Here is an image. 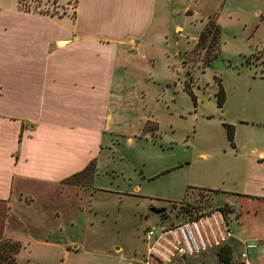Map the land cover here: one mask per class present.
Here are the masks:
<instances>
[{
  "label": "rangeland",
  "instance_id": "obj_1",
  "mask_svg": "<svg viewBox=\"0 0 264 264\" xmlns=\"http://www.w3.org/2000/svg\"><path fill=\"white\" fill-rule=\"evenodd\" d=\"M12 1L19 6V0ZM26 1L35 10L73 16L75 0L20 3ZM182 5L173 0L166 9L154 61L129 59L95 172L88 182L78 179L85 185L80 194L55 193L54 188L32 195L24 207L14 205L2 238L21 244L16 264H98L101 251L114 252L116 246L141 260L145 229L159 220L170 224L150 208L164 207L174 217L171 202H193L197 189L227 191L232 178L226 172L236 168L233 142L244 150L264 145V130L251 122L264 118V0H202V13L215 15L220 30L214 55L191 53L201 24L182 13ZM164 48L171 50L168 57ZM218 83L225 93L221 107ZM225 124L233 126L232 142ZM225 199L224 193L214 192L210 206L224 207ZM63 203H71L69 227H64V216H56L59 223L46 217ZM47 230L52 231L49 243L60 241L63 247L42 243Z\"/></svg>",
  "mask_w": 264,
  "mask_h": 264
},
{
  "label": "crops",
  "instance_id": "obj_2",
  "mask_svg": "<svg viewBox=\"0 0 264 264\" xmlns=\"http://www.w3.org/2000/svg\"><path fill=\"white\" fill-rule=\"evenodd\" d=\"M172 1L77 0L72 18L24 11L18 1L0 4V239L14 205L24 207L32 195L54 188L55 193L80 194L84 186L63 181L102 151L128 61L133 56L154 61ZM182 2V13L200 19V31L215 16L202 13V0ZM170 52L164 48L166 57ZM251 122L264 130V118ZM233 144L236 168L226 172L232 186L211 189L227 196L228 215L217 211L204 219L207 248L176 257V264H220L216 251L225 244L233 264H264V145L244 150ZM70 206L54 207L46 217L59 223L56 216H64V227H69ZM50 237L45 234L42 243L51 244ZM121 251L118 246L114 252L102 250L98 264H142Z\"/></svg>",
  "mask_w": 264,
  "mask_h": 264
},
{
  "label": "trees",
  "instance_id": "obj_3",
  "mask_svg": "<svg viewBox=\"0 0 264 264\" xmlns=\"http://www.w3.org/2000/svg\"><path fill=\"white\" fill-rule=\"evenodd\" d=\"M76 2L77 0H75V5ZM75 5H74V9H75ZM19 8L24 11H35L42 14L55 15V14H50V9L48 11L47 9L35 10L36 8L35 9L30 8L29 5H27V1L21 4L19 0ZM219 38H220V30L215 21V17L213 16L209 19V22L205 24L203 29L200 31L197 38V42L195 46L191 49V53L194 54V52L200 53L202 51H205L206 55L207 54L209 55L211 52L213 53V55L216 54L215 51L218 49L219 46ZM218 86L219 89L216 94L217 103L218 106L221 107L225 101V93L220 83H218ZM225 125L227 129L228 137L232 142L233 134H234L233 126L231 124H225ZM95 169H96L95 160H92L82 170L71 175L63 182L80 185V183L78 182L79 178H82L88 182L92 178ZM214 192L215 190H210V189H197L196 199L193 202L185 200V198H183L181 201L178 202H171L170 207L171 209L175 210L174 217H170L169 213L165 214V212L160 215L164 216V218H167L168 221H170V224H175L193 218H199L217 210L221 211L222 214L225 217H227L226 212H229L228 210L229 207L227 205L224 204L223 205L224 207H216V208L210 206V202L212 200V195ZM186 197L188 198L189 195H187ZM175 204L179 205V207L176 208ZM20 248H21V244L18 241L2 238L0 240V264H16V255L18 254ZM216 255L220 264H233L230 259L231 250L228 245L225 244L221 246L216 251Z\"/></svg>",
  "mask_w": 264,
  "mask_h": 264
},
{
  "label": "built area",
  "instance_id": "obj_4",
  "mask_svg": "<svg viewBox=\"0 0 264 264\" xmlns=\"http://www.w3.org/2000/svg\"><path fill=\"white\" fill-rule=\"evenodd\" d=\"M217 211L193 218L165 225L162 220L148 226L144 231L147 245L142 254V264H153L155 260L165 264H176V257L195 256L208 246L203 229V220ZM241 256L245 258L246 253Z\"/></svg>",
  "mask_w": 264,
  "mask_h": 264
},
{
  "label": "water",
  "instance_id": "obj_5",
  "mask_svg": "<svg viewBox=\"0 0 264 264\" xmlns=\"http://www.w3.org/2000/svg\"><path fill=\"white\" fill-rule=\"evenodd\" d=\"M150 211L153 214L160 215V214L164 213L166 211V209L164 207H162V208H156L155 207V208H150Z\"/></svg>",
  "mask_w": 264,
  "mask_h": 264
},
{
  "label": "bare ground",
  "instance_id": "obj_6",
  "mask_svg": "<svg viewBox=\"0 0 264 264\" xmlns=\"http://www.w3.org/2000/svg\"><path fill=\"white\" fill-rule=\"evenodd\" d=\"M210 218H212V217H210ZM210 218H207V220H209Z\"/></svg>",
  "mask_w": 264,
  "mask_h": 264
}]
</instances>
